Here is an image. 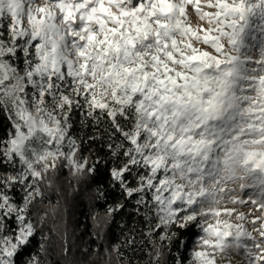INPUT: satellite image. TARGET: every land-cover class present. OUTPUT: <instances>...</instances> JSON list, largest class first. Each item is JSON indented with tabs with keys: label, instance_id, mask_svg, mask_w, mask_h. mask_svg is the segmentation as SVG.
I'll use <instances>...</instances> for the list:
<instances>
[{
	"label": "snow or ice",
	"instance_id": "6c2138e0",
	"mask_svg": "<svg viewBox=\"0 0 264 264\" xmlns=\"http://www.w3.org/2000/svg\"><path fill=\"white\" fill-rule=\"evenodd\" d=\"M0 108L14 129L0 140V264L31 245L29 205L58 161L95 170L69 134L77 110L106 118L111 180L161 239L200 229L190 264H264V0H0ZM229 184L253 190L252 231L218 207L245 203Z\"/></svg>",
	"mask_w": 264,
	"mask_h": 264
},
{
	"label": "trees",
	"instance_id": "16d2710c",
	"mask_svg": "<svg viewBox=\"0 0 264 264\" xmlns=\"http://www.w3.org/2000/svg\"><path fill=\"white\" fill-rule=\"evenodd\" d=\"M71 123L69 134L81 145L78 155L94 164L95 170L74 174L66 162H60L56 171L47 174L40 184L43 198L36 197L29 205L35 235L28 249L16 258L17 264H27L33 255L39 264H119L115 250L127 264H190L191 255L180 251L179 245L194 238L195 232L172 228L175 235L161 239L165 234L154 228L155 213L113 184V161L104 134L106 118L97 123L77 110ZM12 131L9 113L0 108V140H6ZM13 195L23 203L22 190L17 188ZM113 208L109 221L106 214Z\"/></svg>",
	"mask_w": 264,
	"mask_h": 264
},
{
	"label": "rangeland",
	"instance_id": "374dc122",
	"mask_svg": "<svg viewBox=\"0 0 264 264\" xmlns=\"http://www.w3.org/2000/svg\"><path fill=\"white\" fill-rule=\"evenodd\" d=\"M39 2L42 3L43 0H39ZM189 12H190L191 23L193 26H196L198 23V17H196L194 11L191 8L189 9ZM256 55L258 56V51L256 52ZM33 114H35L34 110H33ZM65 150H67V149H65ZM59 164H60V161L57 162V167L60 166ZM17 166H19V165H17ZM72 173H73V171H72ZM228 187L234 188L235 191L232 193V195H235L238 198V200L239 199L244 200L245 203L233 204L230 201L229 197L225 196L224 199L221 200V203L218 207H220L221 209H223L224 207H227L230 209H235L233 216L231 218H229L230 222H232L234 224L243 223L244 226L249 231H252L253 226H252L251 221L255 218V216L260 215V210L258 209V207L256 205H253L251 203V201H249V199H248L249 194L253 190L252 189H244L243 191H241L239 189L238 185H233V184H229ZM41 198H43L42 194H41ZM239 213H243L245 215V219L243 221L236 219V215ZM225 218H227V217H225ZM107 219H108V217H107ZM209 222H214V221H212L211 218H209ZM190 229L195 232L194 238H192L191 240H187V241L186 240L181 241L179 246H180V251L189 253L192 257V252L196 248L198 236L202 233L200 232L199 228H190ZM115 253L117 255L118 262H121V264H126L125 259L119 260L121 255H120V253H117V250H115ZM177 262L175 264H177ZM139 264H143V263H139ZM216 264H247V261H246L245 256L243 255L242 252H239V253L230 252L226 257H221V256L217 255Z\"/></svg>",
	"mask_w": 264,
	"mask_h": 264
},
{
	"label": "built area",
	"instance_id": "2783aa9c",
	"mask_svg": "<svg viewBox=\"0 0 264 264\" xmlns=\"http://www.w3.org/2000/svg\"><path fill=\"white\" fill-rule=\"evenodd\" d=\"M38 198H41V195L38 196ZM106 215H107V217H108V220L111 221V219H112V211H109V209H108ZM83 251L86 253V252H87V247H86V248L84 247V248H83ZM120 259L123 260L122 256L119 258V260H120ZM119 264H121V262H119ZM126 264H127V262H126Z\"/></svg>",
	"mask_w": 264,
	"mask_h": 264
}]
</instances>
